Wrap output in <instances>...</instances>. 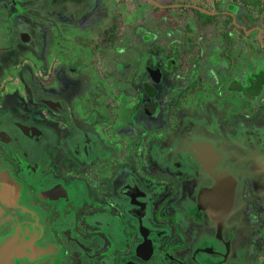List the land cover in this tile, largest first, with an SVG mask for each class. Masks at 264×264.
Listing matches in <instances>:
<instances>
[{"label": "flooded vegetation", "instance_id": "flooded-vegetation-1", "mask_svg": "<svg viewBox=\"0 0 264 264\" xmlns=\"http://www.w3.org/2000/svg\"><path fill=\"white\" fill-rule=\"evenodd\" d=\"M0 264H264V0H0Z\"/></svg>", "mask_w": 264, "mask_h": 264}, {"label": "rangeland", "instance_id": "rangeland-1", "mask_svg": "<svg viewBox=\"0 0 264 264\" xmlns=\"http://www.w3.org/2000/svg\"><path fill=\"white\" fill-rule=\"evenodd\" d=\"M60 1V0H59ZM58 7V6H61L60 4L58 5L57 3L55 4L54 7ZM79 13H82V12H79ZM14 16V15H13ZM14 18H16L14 16ZM17 20L16 23H15V20H13V25L12 27L15 29V30H24V31H28L31 35V40L29 41L30 43H20V41H17V49L19 50H23L22 52H27V53H31L33 54L32 51L30 50H33L35 52H43V55H47L51 50H52V44L50 45V39H51V35H49V41H48V38L46 37L44 40H43V43H39L40 42V36L35 32V30H26L29 28V24L27 22V17L25 16H18L17 17ZM14 48V47H13ZM2 61L1 64L4 65L5 64V61H6V58L5 57H2ZM61 88H65L62 89V92L65 93L66 97L67 98H72L73 95H79V93L82 91V89L85 87V83L83 81V78L78 76V77H75V78H62L61 80ZM64 90V91H63ZM64 100V99H63ZM65 101V100H64ZM184 124L181 126L180 128V132L184 131ZM175 140H176V137L173 138V140L167 144V146H162L161 149H163V151L167 150L169 151L170 153L174 154L175 151H182L181 149H178L177 150V144L175 143ZM159 157H155L153 158V161H156V163H159L161 164L163 167H168L170 163H173V156H168L164 153V154H161V157L158 159ZM178 160H180V158H178Z\"/></svg>", "mask_w": 264, "mask_h": 264}, {"label": "water", "instance_id": "water-1", "mask_svg": "<svg viewBox=\"0 0 264 264\" xmlns=\"http://www.w3.org/2000/svg\"><path fill=\"white\" fill-rule=\"evenodd\" d=\"M202 145L205 146L204 144ZM193 146H195L196 149H192V151L196 154L199 148L201 149L200 143H194ZM205 148L207 149V146L204 147V150H206ZM208 170L214 177V185L208 191L203 190L201 200L205 201V208L214 216L224 213L226 211L225 206H229L232 197V180L226 172L214 174L212 167ZM216 200H218V202H216Z\"/></svg>", "mask_w": 264, "mask_h": 264}]
</instances>
